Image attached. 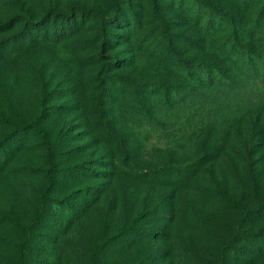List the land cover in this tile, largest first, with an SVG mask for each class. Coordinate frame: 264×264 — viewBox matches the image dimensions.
Listing matches in <instances>:
<instances>
[{
  "label": "rangeland",
  "instance_id": "obj_1",
  "mask_svg": "<svg viewBox=\"0 0 264 264\" xmlns=\"http://www.w3.org/2000/svg\"><path fill=\"white\" fill-rule=\"evenodd\" d=\"M115 1L0 0V264H264V0H211L209 29L188 0H135L102 43ZM162 30L183 63L145 42Z\"/></svg>",
  "mask_w": 264,
  "mask_h": 264
},
{
  "label": "trees",
  "instance_id": "obj_2",
  "mask_svg": "<svg viewBox=\"0 0 264 264\" xmlns=\"http://www.w3.org/2000/svg\"><path fill=\"white\" fill-rule=\"evenodd\" d=\"M188 1H190L188 5H190L189 7L192 10V11H190V15L194 19L200 21L203 19L204 13L209 12L210 16L206 20L203 21L204 26L206 28H208L207 26L210 25L209 21H213V18L216 17L217 15L229 16L228 11L223 6L217 5L214 1H211V0H188ZM118 2H120L122 4V6ZM118 2L117 1L112 2V8H114V10L111 14L105 15V13H100L101 19H100L98 26H97V32H99V38H102V43H107V41H108V37H106V33L109 34V32H107V30H106L107 26H106L105 22L106 23L107 22L108 23H118V22L123 23L124 25L129 27V30L131 31L132 24L134 23L135 25H138L137 23H139V21H140L139 19L141 17V12H140L139 8H137V6H136V5H138L137 1H135V0H118ZM185 2H187V0H184V3ZM165 3L172 5L174 7H178V6H180L178 4H181V0H165L164 4ZM182 6H183V2H182L181 7ZM122 7H124V8H122ZM92 10L89 8L78 7L75 5L74 7H72L70 9L69 12H65V13L56 12L53 10L48 11L46 14L43 15V19L38 22L39 24L37 23L38 24L37 25V31L41 32V36H44V37L47 36V34H50L49 28H46L45 24H44V21H47L53 25L54 33L58 34L60 32H63V30L66 27L70 28L71 26H76V24H78L79 21L82 22L85 19H87L90 11H92ZM96 12L99 13L98 11H96ZM130 20H132V21H130ZM158 23H161V20H159ZM205 30H207V29H205ZM207 31H210V30H207ZM173 36L175 38L176 36H179V35L177 33L168 32L167 30H162L159 32L157 31L156 34H154L152 37L144 36V38H145V42L154 49H157L158 46L162 47L163 49H167V51L169 53L170 60L172 59V60H174V62L180 61L181 63H183L185 60L179 56L177 49L171 43V39ZM144 38L142 37L141 39L143 40ZM24 39H25V35H24ZM151 39H153V41H150ZM142 40H140V41H142ZM235 47L238 48L239 53L245 58H246L245 50L248 53L250 52L240 42L235 41ZM114 58L117 61V64L122 59V58L116 57V56H114ZM246 61H247V64H249V66L252 65V61H251L250 56L247 57ZM112 62L113 61H110L109 64ZM197 65H199L200 70L205 71L208 74V76L204 77V79L207 80V82H209V83H213L215 80L221 79L223 77V74L219 69L218 70H212L211 68L208 67V66L212 67L213 65L196 64L195 66H197ZM200 65H202V67ZM205 66H207V67H205ZM182 67H183V69H185V68L188 69L187 65H184ZM213 67H215V66H213ZM142 85L146 89L148 87L150 89H156V87H153V86L159 85L160 87H164L166 89H169L168 92H170V93L172 92V94L176 89V87H174V86L170 87L169 84H167L166 81H163V80H158V81H153V82H145ZM168 94L169 93L165 94V98L168 97ZM162 170H163L162 168L158 167L155 169L142 171L141 174H148L150 176L157 177L160 175L159 172L163 173ZM42 209H43V202L41 201L39 203V207L36 211V215L40 214L42 212ZM67 215H70V213H68ZM67 218L69 219V217H67Z\"/></svg>",
  "mask_w": 264,
  "mask_h": 264
}]
</instances>
